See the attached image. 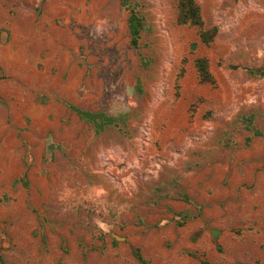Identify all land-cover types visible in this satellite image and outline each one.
I'll list each match as a JSON object with an SVG mask.
<instances>
[{"label":"rangeland","instance_id":"obj_1","mask_svg":"<svg viewBox=\"0 0 264 264\" xmlns=\"http://www.w3.org/2000/svg\"><path fill=\"white\" fill-rule=\"evenodd\" d=\"M177 1L0 0L4 264H264V0H195V50Z\"/></svg>","mask_w":264,"mask_h":264},{"label":"trees","instance_id":"obj_2","mask_svg":"<svg viewBox=\"0 0 264 264\" xmlns=\"http://www.w3.org/2000/svg\"><path fill=\"white\" fill-rule=\"evenodd\" d=\"M176 22L180 26H187L197 30L198 41L191 44V50H195L198 45L209 46L215 39L217 35V29L212 27L210 29H204V24L201 16V11L199 5L195 0H178L176 4ZM143 27V21L141 16H139L134 11H129L127 18V29L129 35V44L132 48L139 49L140 35ZM144 65L145 62H143ZM194 69L196 72L197 79L200 84L213 85L214 79L209 71L208 61L205 57H198L194 60ZM249 75L253 77H264V71L262 69H251L247 71ZM140 90V86H137ZM61 103L68 108V110L75 114L77 118L86 123L94 134L98 135L105 131L109 127H115L119 131H122L121 126L125 127L126 117L124 115L119 116H108L103 112H91L87 110L79 109L73 104L61 101ZM251 119L247 120L246 125H251ZM253 135L255 137L260 136L257 130L253 129ZM249 140V138H248ZM182 225V223H179ZM133 256L139 264H152L148 260L144 259L138 249H134ZM0 264H4L2 258L0 257ZM245 264V263H238Z\"/></svg>","mask_w":264,"mask_h":264}]
</instances>
